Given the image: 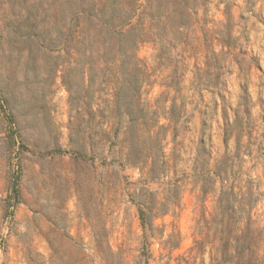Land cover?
Segmentation results:
<instances>
[{
  "label": "rangeland",
  "instance_id": "1",
  "mask_svg": "<svg viewBox=\"0 0 264 264\" xmlns=\"http://www.w3.org/2000/svg\"><path fill=\"white\" fill-rule=\"evenodd\" d=\"M152 1L205 70L89 17ZM0 264H264V0H0Z\"/></svg>",
  "mask_w": 264,
  "mask_h": 264
},
{
  "label": "trees",
  "instance_id": "2",
  "mask_svg": "<svg viewBox=\"0 0 264 264\" xmlns=\"http://www.w3.org/2000/svg\"><path fill=\"white\" fill-rule=\"evenodd\" d=\"M185 3V6H175L177 8L172 11H164L160 7L155 6L154 2L152 1L147 4L140 3L135 6L133 5L128 6L126 8L114 9L110 12H100L98 14L89 13V17L97 20L100 23V26L104 30V32L113 36L114 40L118 42L128 41L131 45V49L133 50H138L142 42L148 41L149 39H153L154 37H156V39L157 37H160L158 39H163L162 36L165 37L168 31L181 34L182 36H184L181 41L183 44L186 45V47L183 48V51L181 52V57L179 59V62H182L183 65H185V69L183 71H186L188 69L189 61L192 58L197 59V63L195 64V68L197 70H205L198 66V52L201 49V46L198 43V37L195 38L197 44L193 45L191 42L187 41V38H189L192 32L195 31V24H199L198 8L197 6H190L189 1ZM225 15L229 18L231 16V13L227 11L225 12ZM146 19H148L149 22V25H147V27L144 21ZM159 25H161L162 27L160 32H155V27L159 28ZM187 47H189L188 50ZM186 52H189V55H187ZM220 65L221 64L219 62V66H217V68L220 69ZM205 72L206 71H204V73ZM178 83L179 82L177 81L176 84ZM141 86L142 83L139 84V92H141ZM171 106L172 107L170 108V111L167 112V114H165L164 112V114L155 112V118H151V120L153 121L151 123H149L150 119L148 115L142 116V118L148 117V119H146V121L142 124L147 125V128L144 132L149 134V138L154 137L153 129H155L156 127L160 128V130H165L171 127L175 128V126L179 122V116H177L174 111L175 103ZM121 109L122 112L131 117L133 121H135L136 117H138L129 105L122 106ZM162 116L165 117V119L169 120L170 123L161 124L160 121ZM132 124L133 123L131 122L130 126L133 129L134 126H132ZM139 140L140 138L137 137H132L129 140V144L132 149L129 155H134L135 158L137 155L136 149ZM161 147H163V144H161ZM133 159L134 158L132 156V160ZM232 193V191L228 192V194ZM140 216L142 219V225L144 229L147 230L149 227L147 222L148 218L146 217V212L142 208H140Z\"/></svg>",
  "mask_w": 264,
  "mask_h": 264
}]
</instances>
